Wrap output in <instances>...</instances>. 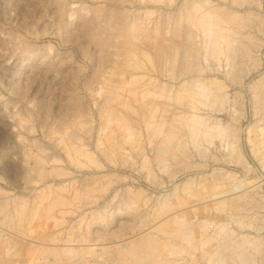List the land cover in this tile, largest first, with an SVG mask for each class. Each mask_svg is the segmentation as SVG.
<instances>
[{"label":"rangeland","instance_id":"rangeland-1","mask_svg":"<svg viewBox=\"0 0 264 264\" xmlns=\"http://www.w3.org/2000/svg\"><path fill=\"white\" fill-rule=\"evenodd\" d=\"M36 263L264 264V0H0V264Z\"/></svg>","mask_w":264,"mask_h":264},{"label":"bare ground","instance_id":"bare-ground-1","mask_svg":"<svg viewBox=\"0 0 264 264\" xmlns=\"http://www.w3.org/2000/svg\"><path fill=\"white\" fill-rule=\"evenodd\" d=\"M210 15V14H209ZM200 21V25H201V27L203 28V30L207 33V34H216V33H219V27L218 28H216L215 26L217 25V23L215 22L214 23V21L212 20H210L209 19V16L208 17H206V16H202V18H201V20H199ZM198 21V22H199ZM222 28V27H221ZM195 34V33H194ZM217 35V34H216ZM214 36V42L216 43V41H217V37L219 36ZM210 36V35H209ZM220 37V36H219ZM225 38V37H224ZM208 40V39H207ZM217 46V45H216ZM194 50V49H193ZM204 86V85H203ZM201 87V86H200ZM199 87V88H200ZM197 88H198V86H197ZM206 88V87H205ZM197 93H199L201 96H203V98H205L206 99V97H208V93L209 92H207L205 89H199V90H197V91H194V94H197ZM193 116V115H192ZM189 118V117H188ZM200 119V118H199ZM199 119H197V118H193V120H192V122H191V124H190V127H189V130H190V132L194 135L196 132H198L199 130H202L201 129V124H200V122H199ZM203 127V126H202ZM203 131V130H202ZM222 194V193H221ZM220 195V194H219ZM39 201V200H38ZM44 209V208H43ZM34 216V215H33ZM37 219V218H36ZM144 243L143 242H139L138 244H136V245H134V246H131V247H128L127 249H126V252L128 253V254H130L131 256H135V255H139L140 253H142L143 251H144V253L146 252V250L147 249H150V248H147L146 250H144V248H142V247H148V246H145V245H143ZM149 244V243H148ZM150 245V244H149ZM150 247V246H149ZM72 248V247H71ZM71 248H65V249H63L64 250V252H66V251H68L69 252V250H72ZM67 249H69V250H67ZM141 249H143V250H141ZM66 250V251H65ZM50 251V250H49ZM142 251V252H141ZM59 252V251H58ZM58 252H57V254H58ZM62 252V251H61ZM155 252V251H154ZM56 253V252H55ZM60 253V252H59ZM67 253V252H66ZM149 253L150 252H146L145 254H147V255H149ZM70 254V253H69ZM71 254H72V251H71ZM140 256V255H139ZM138 257V256H137ZM141 257V256H140ZM140 257H138L139 259H140ZM147 257V256H146ZM137 258V259H138ZM145 258V257H144ZM143 258V259H144ZM150 259V258H149ZM30 261V260H29ZM147 262V261H146ZM158 262V261H157ZM37 264V263H36ZM40 264V263H39Z\"/></svg>","mask_w":264,"mask_h":264}]
</instances>
